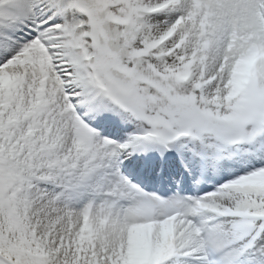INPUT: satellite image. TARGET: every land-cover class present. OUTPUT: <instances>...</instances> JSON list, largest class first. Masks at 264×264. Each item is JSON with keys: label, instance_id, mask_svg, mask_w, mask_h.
<instances>
[{"label": "snow or ice", "instance_id": "6c2138e0", "mask_svg": "<svg viewBox=\"0 0 264 264\" xmlns=\"http://www.w3.org/2000/svg\"><path fill=\"white\" fill-rule=\"evenodd\" d=\"M0 264H264V0H0Z\"/></svg>", "mask_w": 264, "mask_h": 264}]
</instances>
